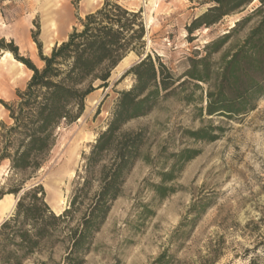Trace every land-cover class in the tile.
<instances>
[{
  "label": "rangeland",
  "instance_id": "obj_1",
  "mask_svg": "<svg viewBox=\"0 0 264 264\" xmlns=\"http://www.w3.org/2000/svg\"><path fill=\"white\" fill-rule=\"evenodd\" d=\"M104 1L0 0V39L12 42L19 57L41 67L40 54L49 55L73 27H81L80 19ZM112 1L139 13L142 47L128 51L110 71L107 85L86 96L78 119L59 125L46 161L25 180L24 189L41 185L54 213L68 208L73 188L81 182L77 174L83 172L84 156L105 129L119 91L134 83L132 74H123L149 55L172 73L174 86L182 80L185 84L167 94L161 91L146 115L123 125V129L146 128L141 150L150 163L137 159L125 174L121 192L93 234L82 264H152L161 253L165 264H247L253 257L256 264H264V95L241 112L221 106L212 113L207 109L209 92L220 83L225 60L261 19L264 0ZM4 51H0V126L11 123L5 104L18 99L32 74L16 63L13 53L2 58ZM193 67L196 76L191 77ZM184 94L190 95V102L182 99ZM201 127L211 128L215 138L188 136L186 131ZM183 148L197 153L175 171L169 182L174 191L154 197L148 183L159 182V166L169 167L171 153ZM26 176L15 175L7 160L0 162V186L10 187ZM96 187L97 182H91L90 191ZM19 195L0 199V224L15 210L14 205L3 214L4 206ZM196 203H205L197 215L191 208ZM61 240L35 251L21 264H63L66 243Z\"/></svg>",
  "mask_w": 264,
  "mask_h": 264
},
{
  "label": "trees",
  "instance_id": "obj_2",
  "mask_svg": "<svg viewBox=\"0 0 264 264\" xmlns=\"http://www.w3.org/2000/svg\"><path fill=\"white\" fill-rule=\"evenodd\" d=\"M79 22L81 27H73L67 39L55 45L49 55L40 54L41 67L19 57L12 42L0 39V51L13 53L32 71L24 90L17 93L18 99L5 104L11 123L0 126V162L7 160L15 175L27 174L15 185L0 186V199L4 195L20 194L14 213L0 224V264H21L35 251L60 242L59 238L66 243L63 264H82L93 234L121 192L125 174L137 159L150 163L149 155L141 150L146 128L123 129V125L146 115L161 91L167 94L185 84L182 80L174 86L177 80L172 73L149 55L127 69L123 75L132 74L133 85L119 91L105 129L84 156L83 172L77 174L81 182L73 188L68 208L54 213L44 199L42 186L24 189L25 180L46 161L59 125L78 119L86 96L97 87L106 86L110 71L122 57L130 50L138 51L143 44L144 29L139 13L112 0H105ZM190 75L196 76L195 67ZM95 82H99L97 86ZM262 95L264 13L244 42L225 60L220 83L215 91L209 92L207 109L212 113L216 110L213 108L221 106L228 112H241L250 109V102ZM182 99L191 101L189 94H184ZM186 132L194 140L215 138L207 127ZM196 153L192 148L171 153L169 167L163 168L164 163L159 166V182L148 183L154 197L161 199L174 191L169 182L174 179L175 171ZM93 181L97 187L90 191ZM191 208L197 215L205 203L193 204ZM164 258L165 254L161 253L152 264H165ZM256 259L250 258L247 264H256Z\"/></svg>",
  "mask_w": 264,
  "mask_h": 264
},
{
  "label": "bare ground",
  "instance_id": "obj_3",
  "mask_svg": "<svg viewBox=\"0 0 264 264\" xmlns=\"http://www.w3.org/2000/svg\"><path fill=\"white\" fill-rule=\"evenodd\" d=\"M152 1V0H151ZM146 24L149 26V24H148V21H146ZM1 56H2V58H6V57H8V58H11V53L9 52V51H4L2 54H1ZM16 60V59H15ZM2 61H3V59H2ZM18 65H22V63L21 62H19V61H17L16 62ZM9 196V195H8ZM16 199V198H15ZM15 199H13L11 202H9V204L8 205H6V206H4V208H3V210H2V213L3 214H8V213H10V211L12 210V208H13V206L15 205L14 203H15Z\"/></svg>",
  "mask_w": 264,
  "mask_h": 264
},
{
  "label": "water",
  "instance_id": "obj_4",
  "mask_svg": "<svg viewBox=\"0 0 264 264\" xmlns=\"http://www.w3.org/2000/svg\"><path fill=\"white\" fill-rule=\"evenodd\" d=\"M18 198H16V201H17Z\"/></svg>",
  "mask_w": 264,
  "mask_h": 264
}]
</instances>
